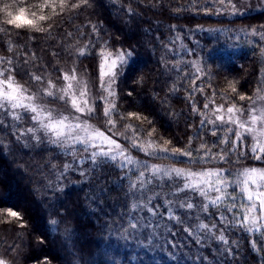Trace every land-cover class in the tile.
Instances as JSON below:
<instances>
[{"label": "trees", "instance_id": "1", "mask_svg": "<svg viewBox=\"0 0 264 264\" xmlns=\"http://www.w3.org/2000/svg\"><path fill=\"white\" fill-rule=\"evenodd\" d=\"M39 2L42 0H24L26 5ZM191 4L192 0H90L91 6L82 5L60 12L57 3L59 14L43 22L45 26L51 25L47 32L0 25L8 29L7 34L0 32V57L13 59L16 69L13 75L31 91L44 87L31 78V73H42L45 81L51 78L55 83H62L60 70H71L75 59L70 45L79 41L82 46L89 38L96 40L91 25H98L100 38L108 42L111 50L131 48L134 52L135 62L120 71L115 85L118 112L125 117H114L118 129L123 131L124 125L131 124L147 133L155 127L151 139L158 143L163 144L166 139L171 141L169 148H184L191 137L192 147L196 148L200 143L195 137L201 117L191 111L194 102L202 110L205 97L215 89L218 96L223 93L231 102L247 108L250 100L241 101L237 94L225 91L228 82H236L237 92L246 97L254 96L258 88L264 87V41L259 35L245 36L242 31L250 32L255 28L258 33L264 32V10L235 16L229 13L216 15L198 10L199 0L196 9ZM44 12L51 14L52 9L45 8ZM68 33L73 36L69 37ZM177 33L181 35V41L173 46L170 40ZM181 43L186 47H180ZM164 44L174 47L175 54L168 52ZM100 47L96 44L90 55L79 57L76 67L78 75L83 74L88 80L92 96L97 97L96 112L91 121L103 129L104 104L98 99L104 94L99 80ZM26 58L28 63H24ZM176 60H199L212 74L211 80L205 77L197 81L205 87V92L195 93V101L188 98L191 88L186 82L177 81V73L172 67ZM0 67H7V64ZM174 82L178 91H172ZM209 83L211 88L207 87ZM221 103L224 101L217 98L216 104ZM49 106L61 105L55 102ZM128 113L147 117L151 123L128 118ZM24 126H29L28 122ZM0 136L6 137L5 144L12 149L9 152L0 146V221H8L0 222V258L7 264H44L45 260L50 264H177L178 258L194 257L198 253L208 256L205 264H264V251L260 250L264 248V237L259 232L248 233L239 227L233 228L229 236L230 242L237 241L238 247L233 246V255L219 261L214 242L211 247L200 249L180 225L173 226L177 236H158L149 246L145 234L136 238L121 228V223L126 226V222L119 220L126 181L120 179L123 173L119 168L109 165L97 171L93 176H98V180L92 176L85 179L78 171L70 172L63 190L53 193L47 186L49 180L55 181L48 161L51 159L62 167L70 157L55 149H26L15 143L11 130H0ZM116 139L130 147L129 141L122 137ZM203 139L211 143L216 137L205 134ZM251 143L249 136L239 148L245 154L239 158L235 154L230 156L233 163L220 165L214 162L206 167L222 166L231 172L246 167L264 169V160L252 157ZM48 151L53 152L52 157L48 156ZM130 151L134 157L149 163H169L168 160H153L134 148ZM101 187L110 190L104 194L103 203H91L92 190ZM9 205L21 212L25 227H19V221L6 216L4 210ZM53 218L59 222L55 231L49 223ZM166 241L178 245L182 242V246L173 249ZM253 243L257 245L255 249Z\"/></svg>", "mask_w": 264, "mask_h": 264}, {"label": "snow or ice", "instance_id": "2", "mask_svg": "<svg viewBox=\"0 0 264 264\" xmlns=\"http://www.w3.org/2000/svg\"><path fill=\"white\" fill-rule=\"evenodd\" d=\"M57 3L60 12L70 11L82 5L91 6L90 0H76L75 3L70 0H42L30 5H26L24 0H19V7L17 0H0V25L47 32L51 25L45 26L43 22L59 14L56 12ZM197 3L198 0H192L191 7L196 9ZM261 3L264 4V0H261ZM199 5L198 10L216 15H242L243 9L250 7L245 5L243 0H199ZM45 8H51V14L46 15ZM91 28L96 34V40L89 38L82 46L79 41L76 45H70L75 52V59L71 70H60L64 81L60 86L51 78L45 81L42 73H31L33 80L44 85L36 91H31L13 75L16 71L13 59L0 57V65L7 64V67H0V130H11L15 143L26 149H55L63 156L70 157L62 167H58L51 159L48 161L55 181L49 180L47 186L53 193L63 190L70 172L78 171L85 179L92 176L98 180V176H93L97 171H102L109 165L119 168L123 173L120 179L126 181L124 204L119 214V220L126 222V226L121 223V228L136 238L142 233L145 234L149 246L158 236H177L173 226L180 225L183 226V232L187 233L200 249L211 247L214 242V252L219 261L233 255V246L238 247L237 241L230 242L229 239L233 228L239 227L248 233L259 232L264 237V169L246 167L231 172L222 166L206 167L214 162L220 165L233 163L230 156L235 154L239 158L245 154L239 151V148L249 136L252 139V157L264 160V87L258 88L254 96L246 97L237 92L236 82H228L225 91L230 90L231 93L237 94L241 101L250 100L247 108L231 102L230 97L223 93L218 96L216 90L212 89L211 95L205 97L202 110L197 108L195 102L191 109L201 117L195 137L200 141L198 147H192L190 137L186 147L169 148L171 141L165 139L163 144H160L151 139L156 131L155 127L147 133L131 124L124 125L123 131L118 129L114 117H125L118 112L115 85L120 71L135 62L134 52L131 48L117 49L114 52L108 47V42L100 38V27L93 24ZM242 31L245 36L259 35V39L264 41V32L258 33L255 28L250 32ZM0 32L7 34L8 29L0 27ZM68 35L73 36L72 33ZM178 41H181L179 33L170 40V44L175 46ZM96 44L101 45L99 80L104 94L98 99L104 104L103 115L106 120L103 129L90 123L96 112L97 97L91 95L88 80L83 74L78 75L76 67V60L90 55ZM164 47L168 52L175 54L174 47L169 44H164ZM180 47L186 46L181 43ZM188 54H192L190 50ZM32 58L35 59L34 53ZM28 62L26 58L24 63ZM172 67L177 73V81L184 80L191 88L188 98L192 101H195V93L205 92V87L198 85L197 81L205 77L208 80L212 78L211 72L206 70L199 60H176ZM207 87L211 88V84ZM178 90L174 82L172 91ZM128 94L132 95L131 92ZM217 98L224 103L216 104ZM56 101H62L65 106H70L71 110L58 111L49 106ZM127 117L151 123L147 117H141L137 113H128ZM26 122L29 126L25 127ZM205 134H210L216 139L209 143L203 139ZM116 137L129 141L130 147H126ZM5 138L0 136V146L10 152L12 149L5 144ZM130 148L143 152L153 160H168L169 163H149L148 160L138 159L132 155ZM47 154L49 157L53 156L51 151ZM109 191L106 187L93 189L89 201L95 204L103 203L104 194ZM14 207L9 205L4 210L6 216L19 221V227L23 228L26 222L20 211L13 210ZM49 223L53 231L57 230L58 220L53 218ZM165 243L171 244L173 249L182 246V242L181 245L172 241ZM252 247L255 249L257 245L253 243ZM260 250L264 251V248ZM172 255L175 257V252ZM208 259L207 255L198 253L194 257L178 258L177 264H181V261L187 264L189 260L192 264H205ZM0 264L7 262L0 258ZM44 264L50 262L45 260Z\"/></svg>", "mask_w": 264, "mask_h": 264}, {"label": "rangeland", "instance_id": "3", "mask_svg": "<svg viewBox=\"0 0 264 264\" xmlns=\"http://www.w3.org/2000/svg\"><path fill=\"white\" fill-rule=\"evenodd\" d=\"M243 3L245 5H250V7H246L245 9H243V14L264 10V4L261 3V0H243ZM232 16H235V15H232ZM63 83H64V81L62 83H56V84L58 86H60V85H63ZM49 99H51V98H46V100H49ZM56 103H59V105H61V106L60 107L59 106L58 107H52V108H55L58 111L67 112V111L71 110L70 106H65L62 101H56ZM85 118H87V117H85ZM90 123L93 124L91 119H90Z\"/></svg>", "mask_w": 264, "mask_h": 264}]
</instances>
